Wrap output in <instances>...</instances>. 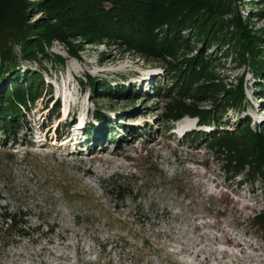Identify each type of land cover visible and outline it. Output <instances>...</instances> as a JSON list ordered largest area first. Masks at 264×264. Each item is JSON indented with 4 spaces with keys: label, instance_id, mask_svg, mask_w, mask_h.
<instances>
[{
    "label": "rangeland",
    "instance_id": "374dc122",
    "mask_svg": "<svg viewBox=\"0 0 264 264\" xmlns=\"http://www.w3.org/2000/svg\"><path fill=\"white\" fill-rule=\"evenodd\" d=\"M160 2L168 8L161 17L196 7L214 18L217 41L183 30L169 62H186L204 48L203 84L219 102L224 89L242 85L241 108H227L218 128L233 141L220 134L191 143L187 135L216 129L187 114L168 121L179 98L152 89L157 81L173 85L169 66L122 41L75 35L69 42L76 54L54 41L45 46L47 59L39 52L24 59L13 44L12 75L37 73L41 98L22 110L30 132L17 143L0 142V215L22 214L33 237L0 245V264H264V158L240 159L231 149L247 152L248 135L264 133V75L235 46L238 24L230 14L236 10L245 30L263 38L264 0ZM27 16L30 23L44 18L34 10ZM210 101L197 105L206 109ZM185 102L195 104L192 97ZM53 104L58 112L51 113ZM115 176L130 185L121 198L111 186Z\"/></svg>",
    "mask_w": 264,
    "mask_h": 264
},
{
    "label": "trees",
    "instance_id": "16d2710c",
    "mask_svg": "<svg viewBox=\"0 0 264 264\" xmlns=\"http://www.w3.org/2000/svg\"><path fill=\"white\" fill-rule=\"evenodd\" d=\"M30 10L43 15L44 18L30 23L27 16ZM188 10L161 17L162 13L168 14V8L167 4H162L160 0H41L36 3L28 0H0V83L5 82L4 88H0V142L3 145L10 141L17 143L19 134L30 132L22 110H28L30 104L33 105L41 98L38 86L42 78L37 73H31L24 80L12 75L17 67V55L14 53L13 44L21 47L20 53L24 59H37L38 52L39 56L47 59L45 46H51L54 41L67 46L69 53L76 54V47L69 42L70 37L75 35L91 43L101 39L122 41L121 43L147 60H163L170 68L168 73L174 75L172 77L174 83L166 88L157 81L152 92L170 100L179 98L175 110L166 119L177 120L187 114L195 117L199 125L216 129L210 134L196 131L187 135L191 143L200 141L203 136L206 137L204 143L207 139L213 141L220 134H222L220 140L231 139L227 137L228 133L225 130L218 131V128H223L221 114L227 108H241L244 98L242 85L239 84L234 90L224 89L219 102L214 92L210 91L211 86L207 84L208 82L203 84L206 79L204 71L208 64L205 58L208 55L204 48L186 62L176 64L169 62V58L173 57L175 45L182 41L180 37L183 30L192 28L197 37L203 38L206 43L220 38L214 36L217 25L213 27L214 18L209 12L196 7ZM230 14L234 16L233 23L238 24L237 35L235 34L233 38L235 46L239 45L241 55L250 56L251 69L257 75L261 73L264 75V54L261 56L264 37L260 38L253 32L245 30L236 10L230 11ZM54 58V61L63 63L60 57ZM8 72L13 78L10 84L4 77ZM189 97L193 98L195 104L185 102V98ZM207 98L211 99L208 108L203 109L197 105L206 103ZM52 108L51 113L58 112L57 104H53ZM95 116L103 121L98 113ZM242 122L243 119L238 121L237 129L244 125ZM69 127L70 125L66 124L65 128ZM57 134L59 135L58 130ZM248 137L244 144H247L249 151H240L235 146L231 148L232 151L240 159L242 157L239 154H243L244 159L249 157L250 160L262 162L264 133L249 134ZM6 155L12 157L10 153ZM120 180L115 176V181L112 178L111 186L121 198L129 190L130 185L121 184ZM21 215L7 212L0 215L2 235L0 245L12 243L13 237H33V232L26 226V222L22 221ZM148 243V240L143 241V244Z\"/></svg>",
    "mask_w": 264,
    "mask_h": 264
},
{
    "label": "bare ground",
    "instance_id": "6f19581e",
    "mask_svg": "<svg viewBox=\"0 0 264 264\" xmlns=\"http://www.w3.org/2000/svg\"><path fill=\"white\" fill-rule=\"evenodd\" d=\"M187 125V127H189L190 125L189 124H186ZM78 127H76V129H77ZM182 135V134H181Z\"/></svg>",
    "mask_w": 264,
    "mask_h": 264
}]
</instances>
